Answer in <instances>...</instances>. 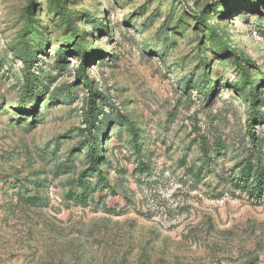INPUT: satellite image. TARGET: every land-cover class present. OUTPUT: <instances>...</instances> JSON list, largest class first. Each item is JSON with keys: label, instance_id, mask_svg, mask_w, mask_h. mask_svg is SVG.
<instances>
[{"label": "rangeland", "instance_id": "374dc122", "mask_svg": "<svg viewBox=\"0 0 264 264\" xmlns=\"http://www.w3.org/2000/svg\"><path fill=\"white\" fill-rule=\"evenodd\" d=\"M57 1L0 0V264H264V196L233 187L264 160V0Z\"/></svg>", "mask_w": 264, "mask_h": 264}, {"label": "trees", "instance_id": "16d2710c", "mask_svg": "<svg viewBox=\"0 0 264 264\" xmlns=\"http://www.w3.org/2000/svg\"><path fill=\"white\" fill-rule=\"evenodd\" d=\"M50 3L54 6L60 16H62L66 21H70V18L68 17L67 13L58 6L57 0H50ZM198 20V21H197ZM196 21L198 23L203 22V19L201 17H197ZM207 31L210 33L211 36H217L215 34V31L213 27L206 26ZM72 37V36H71ZM74 37V35H73ZM77 48L82 51L79 44H76ZM75 46V45H74ZM39 51H43V46H39ZM224 51H228V48H224ZM21 57L23 58V64L30 69L33 65L34 58L33 53L31 52H24L21 54ZM79 73L78 76L82 80L83 86L89 90L91 94H95L96 92L93 91L91 82L84 74L83 65L79 67ZM26 83L29 86L28 90H26L22 96L21 99L22 103L19 104V107L25 111L33 110L35 108V105L38 102V99L40 97L39 95V86H37L34 82L31 80H28V74H25ZM243 81H248V77L245 71L242 73V81H238V84L243 83ZM251 89L249 90L247 97L249 99V103L251 106V120L252 121H258L262 122L264 124V118H262L255 110V107L257 105L264 104L263 100L259 99V95L256 92V86L255 84H250ZM205 87V95L208 98H211V94L207 92L208 90ZM24 103V104H23ZM22 104V105H21ZM20 110V109H19ZM99 113L103 114L101 112V109L94 103L93 99H90V106L88 108L87 114L85 116V124L87 125L88 134L86 139L81 143V146L86 147V153L88 157L89 166L91 169H96L95 171L98 173L99 170H97V163L100 159L99 155V137L103 133V129H101V125L103 124V121H99ZM105 118L107 116H104ZM116 120L127 127V129L134 133V128L132 123L128 120L125 116H116ZM92 131L95 133L92 134ZM202 149H204V146H202ZM148 170V168H146ZM84 187V186H83ZM233 187L237 190L243 191L245 194H247L252 199H260L262 196H264V160L257 156L253 157V159L248 160L245 163V166L241 170L240 177L238 180L233 184ZM85 189V188H84ZM85 195V194H84ZM84 197V196H83Z\"/></svg>", "mask_w": 264, "mask_h": 264}]
</instances>
